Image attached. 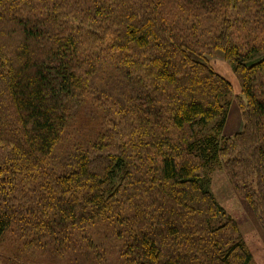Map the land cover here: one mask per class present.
Wrapping results in <instances>:
<instances>
[{"label":"trees","instance_id":"trees-1","mask_svg":"<svg viewBox=\"0 0 264 264\" xmlns=\"http://www.w3.org/2000/svg\"><path fill=\"white\" fill-rule=\"evenodd\" d=\"M172 1L186 21L220 29L202 42L145 0H0V240L17 228L26 246L98 262L94 238L113 235L115 264L253 263L206 184L209 164L228 157L227 176L264 230V37L245 39L230 21L264 30V0ZM214 51L233 65L237 96L207 60ZM100 73L111 112L82 117ZM231 96L242 126L225 136ZM77 123L94 136L52 160ZM18 176L39 183L23 193Z\"/></svg>","mask_w":264,"mask_h":264},{"label":"rangeland","instance_id":"rangeland-1","mask_svg":"<svg viewBox=\"0 0 264 264\" xmlns=\"http://www.w3.org/2000/svg\"><path fill=\"white\" fill-rule=\"evenodd\" d=\"M147 4V11L154 10L156 15L161 16L163 20L169 26L181 29L185 35L188 33L194 35L197 38L201 37L202 42L209 41L211 34L214 31L220 29V24L211 18L200 19L199 21L185 20L178 14V9L176 4L171 2V0H145ZM236 14L232 15L231 24L232 28L236 29L239 34L250 33L251 37L263 38L264 30L258 29L257 31L251 32L250 28L246 26L243 28V23L241 19H235ZM162 25V23H161ZM196 26L194 30L191 27ZM189 28L191 31H189ZM231 28V29H232ZM238 28H240L238 30ZM183 36L182 33H179ZM243 36H238L237 39ZM248 35H245V39ZM207 60L214 71H216L221 76L225 77L232 84V96H237L240 92V85L234 74L233 65L226 59H223L221 51H214L211 55H206ZM107 71L110 73V67L108 66ZM105 75V74H104ZM103 74L94 78V85L91 84L89 93L85 96L86 102L84 103L85 110L82 109V117L85 115H91L93 112L88 111L92 109L95 114L99 113L100 117H107L109 112L101 106V101H105L107 95L103 93L104 81ZM108 76L105 75V81H107ZM119 90L114 87L113 92H109L112 98L118 95ZM109 95V96H110ZM230 97V115H232L235 120V125L241 122V113L239 105H236L234 99ZM79 125V126H77ZM70 127L64 134L62 142L56 146L54 150V155L52 160L64 159V153L66 151H72L71 147L76 139L83 142L89 141L91 139L87 138L89 136H94L95 132H87V128L80 126L79 123ZM241 125V124H240ZM237 126V125H236ZM237 130V129H236ZM78 131V132H77ZM87 144V142H86ZM85 145V144H84ZM228 157H219L218 161L209 164L207 177L210 179L206 187L210 189L215 199L221 203L225 211L234 218V221L238 223V234L244 240L245 246L251 252L253 257L252 264H264V230L262 229L259 222H257L256 216L248 205L247 201L241 197L240 192L233 186V183L227 176L223 161L227 160ZM2 179V178H1ZM17 184L20 185V190L26 193L30 187L33 185H38V181H33L32 178L25 179L20 183V177L17 178ZM16 191L15 196H19V191ZM102 232L101 229H93L92 234H97ZM21 232L17 231V228H13L12 232H8L7 235L0 240V264H71L73 260L70 257H77L78 264H115L118 260L119 248L121 246V241L114 238L111 235V240L108 238L95 239L96 245L99 246V252L101 257L98 259L94 255H88L84 250H74L68 248L64 251H57L54 253V248L52 245L45 244L44 246H26L22 242L25 241L23 237H19ZM90 238V237H89ZM27 239V238H26ZM65 241V240H64ZM51 244V243H50ZM56 251V250H55Z\"/></svg>","mask_w":264,"mask_h":264},{"label":"crops","instance_id":"crops-1","mask_svg":"<svg viewBox=\"0 0 264 264\" xmlns=\"http://www.w3.org/2000/svg\"><path fill=\"white\" fill-rule=\"evenodd\" d=\"M236 125H235V120L233 119L232 115H230V111H229L228 115H227L226 124L223 128L224 129V135L225 136H232L235 133H237L241 129V126H242V117H241V122L236 123Z\"/></svg>","mask_w":264,"mask_h":264}]
</instances>
